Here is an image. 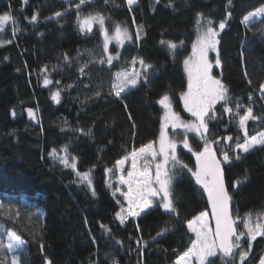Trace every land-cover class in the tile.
Here are the masks:
<instances>
[{
  "label": "trees",
  "instance_id": "trees-1",
  "mask_svg": "<svg viewBox=\"0 0 264 264\" xmlns=\"http://www.w3.org/2000/svg\"><path fill=\"white\" fill-rule=\"evenodd\" d=\"M76 2L27 0L25 4L23 0H0V13L11 10L20 28L13 35L9 24L0 33V41H12L0 47V202L13 204L22 212L42 213L35 228L23 220L15 225L5 221L6 226L21 230L28 241L22 256L27 264H45V258L52 264H113L114 260L118 264H173L177 253L182 254L190 246V239H194L186 221L207 211L211 224L206 193L187 170L178 171L174 176L178 217L154 207L121 224L115 219V212L120 210L117 200L124 204L123 196L119 192L113 196L116 188L107 187L104 170L113 167L133 147L157 138L163 114L158 100L165 93L174 110L183 119L191 120L184 112L180 93L187 86L183 60L191 53L196 39L197 12L217 22L218 27V22L231 11L232 16L218 37L222 65L213 69V75L221 77L227 86L229 107L235 109L239 102L253 107L257 116L264 114V99L259 91L264 82V33L260 31L264 29V18H256L248 29L240 23L264 0H232L228 7V0H172L171 7L169 0H138L131 10L126 0H111L108 4L94 0L91 6L83 7L82 14L100 12L110 17L106 20L110 36L117 23L133 33L137 25L143 26L138 44L120 45L114 39L109 43L110 53L119 52L121 57L112 72L127 67L124 61L136 56L155 68L149 82L130 90L123 100L108 95L110 77L106 70H98L107 66L89 63L85 76L78 71L99 57L103 36L98 26L92 33L79 31ZM69 8L73 10L65 12ZM58 11L65 15L55 18ZM33 14H37L36 22H30ZM161 40L184 43L173 56ZM65 54L68 60L64 59ZM45 67L47 71H41ZM45 77L52 83L45 85ZM58 89L59 103L51 99ZM98 89L99 96L95 94ZM222 103L216 105L219 118L209 122V141L242 136L235 119L223 112ZM28 109L33 110L35 119L28 116ZM247 128L251 135L255 130H264V124L249 121ZM188 139L194 151L202 148L203 141L195 134ZM226 144L214 145L218 156ZM64 145L71 156L78 158L79 171L95 166V197L70 168L49 156L52 148L59 150ZM177 156L189 168L195 167V157L186 148L180 147ZM224 170L233 214L264 211V147L242 154L240 160H233ZM101 225L111 231L106 232ZM164 226L169 230L157 236ZM36 232L40 235L34 241ZM261 255L264 237H257L245 264H258ZM213 264H221V260L213 258Z\"/></svg>",
  "mask_w": 264,
  "mask_h": 264
},
{
  "label": "snow or ice",
  "instance_id": "snow-or-ice-1",
  "mask_svg": "<svg viewBox=\"0 0 264 264\" xmlns=\"http://www.w3.org/2000/svg\"><path fill=\"white\" fill-rule=\"evenodd\" d=\"M94 0H78L74 4L76 14V23L81 33H92L94 26H98L99 33L103 36V46L98 58L87 62L78 68L81 76L88 75L86 69L89 63L107 66L98 69L107 71L110 77L108 95L123 100V96L130 90L136 89L139 85L147 84L150 74L155 71L152 64L147 63L143 58L136 56L128 61H124L127 67H121L118 71L112 72L119 62L120 53L115 54L109 51L110 39H115L118 44L123 45L125 42L139 43L142 39L143 26L137 25L135 33L127 27H122L119 23L115 24L113 35H109V28L105 17L102 13L82 14V8L91 6ZM111 0H104L105 4ZM158 3L159 0H156ZM27 3V0H23ZM129 10L131 6L138 3V0H126ZM232 0H228V6H231ZM169 7L172 6V0H169ZM73 9H66L65 12H71ZM65 13L56 12L55 18H60ZM232 16L231 11H227L225 19L214 22L211 18L206 17L202 12L196 13L195 27L196 39L191 44V53L183 60L184 70L187 74V87L180 93L183 101V108L193 117L192 120H185L180 113L175 111L170 96L165 93L158 100L162 107L163 114L160 116L159 134L155 140L137 147H133L130 152H126L122 158L117 159L111 168H105V174L119 173L118 184L126 186V191L117 187L113 191V196L119 192L124 198V204L117 200L120 210L115 212V219L124 224L129 217H140L147 214L148 211L155 208H162L165 213L176 215L179 212L176 207L174 192V176L178 171L187 170L194 178L203 192L206 193L207 203L211 209V218L214 219V228L209 221V212L201 211L199 215L186 221L188 230L194 234V239H190L189 247L182 253H177V258L173 264H213V259L219 258L221 264H245L250 258L252 242L257 237H264V211L253 214L252 211L246 212L243 216L234 215L231 208L232 197L225 186V166L230 165L233 160H240L242 154H247L257 147H264V130H255L249 134L247 124L249 121H256L264 124V114L257 116L254 114L253 107L245 106L239 102L235 104V109L229 107V90L223 83L221 77L213 75V69L222 65L221 54L219 50L220 32L227 26V21ZM264 18V4L249 11L240 21L246 29L256 22V18ZM51 19V18H49ZM37 21V14H33L30 22ZM133 22H135L133 20ZM12 25L13 35L20 31L18 23L11 13V10L0 13V33L6 30V25ZM264 33V29L260 30ZM10 39L0 41V47L11 43ZM161 45L170 50L174 56L179 45L173 41L161 40ZM216 53L214 62L210 60L209 54ZM6 59V58H5ZM65 60L69 57L64 56ZM41 71H47L45 67ZM247 76V72H245ZM52 81L47 77L44 84H51ZM60 81H56L59 84ZM251 81L249 80V84ZM68 87H72L69 85ZM261 99H264V82L260 84ZM99 96L100 90L95 93ZM51 99L57 103L60 102V90L58 89L51 95ZM249 101H252V95L249 94ZM222 103V110L230 114V119H235L237 131L241 135L221 137L220 140H211L207 138L209 132V122L218 119L216 114V105ZM127 110V104H124ZM241 109H244L241 114ZM28 114L35 119L32 109H28ZM15 115V111H13ZM129 119H132L129 113ZM133 128L135 124L133 123ZM169 129L173 132L177 129L183 130L184 139L183 147L186 148L195 157V167L189 168L177 156V143L169 136ZM63 130V129H62ZM83 132V129H79ZM195 133L203 141L202 148L194 151L189 144L188 134ZM134 135V133H133ZM227 142L226 149H221L219 156L214 145ZM62 153V154H61ZM54 160L59 161L65 168H70L78 178V182L85 184L93 197L96 191L93 187L92 172L93 168L86 171H79L77 168V157L71 156L67 145L62 146L59 150L52 148L49 152ZM130 164L129 168H125ZM126 172V175L124 174ZM237 184L239 181L236 182ZM107 187L112 188V183L106 181ZM126 205V206H125ZM42 213L22 212L13 204L0 202V264H27L22 260V256L27 251V244L23 238L21 230L15 227L6 226V222L15 225L23 220L33 228L36 227L39 217ZM35 217V219H33ZM106 231L111 230L107 225H101ZM138 228V226H137ZM169 229L164 226L157 232V236H162ZM40 233L36 232L33 236ZM155 239V237H153ZM119 243V242H118ZM139 243V241H138ZM247 244V248L244 247ZM43 243L40 248L43 250ZM174 252L176 250H173ZM45 264H52V261L45 258ZM113 264H118L113 261ZM258 264H264V255L260 256Z\"/></svg>",
  "mask_w": 264,
  "mask_h": 264
},
{
  "label": "rangeland",
  "instance_id": "rangeland-1",
  "mask_svg": "<svg viewBox=\"0 0 264 264\" xmlns=\"http://www.w3.org/2000/svg\"><path fill=\"white\" fill-rule=\"evenodd\" d=\"M115 40V39H114ZM111 42V39H110V41H109V43ZM215 55H216V53H210L209 54V58H210V60H213V62H214V58H215ZM214 68H215V66H214ZM186 73V72H185ZM186 79H187V74H186ZM187 87V86H186ZM186 90V89H185ZM182 105H183V101H182ZM184 109V108H183ZM184 112L186 113V114H188L189 115V117H191V120L193 119V117L191 116V114L190 113H188V112H186L185 110H184ZM28 116H29V114H28ZM30 117V116H29ZM31 118V117H30ZM32 119V118H31ZM192 134H195V133H189L188 134V138L190 137V135H192ZM169 136H170V138H172V139H174L175 141H176V143H177V151H178V149L180 148V147H183V143H182V141H183V139H184V134H183V130H181V129H177V130H175V132H173V130L172 129H169ZM178 139H181L182 141L181 142H178ZM130 167V164H126L125 165V168H129ZM125 175H126V172L124 173ZM118 176H119V173H115V174H107V181H110L111 183H112V186H115V188H117V187H121V189H124L125 191L127 190L126 189V186H121V185H119L118 184ZM118 193V192H117ZM123 200H124V198H123ZM125 203V202H124ZM126 206V205H125ZM137 217H129L128 219H132V220H135ZM211 259H213V258H211Z\"/></svg>",
  "mask_w": 264,
  "mask_h": 264
},
{
  "label": "water",
  "instance_id": "water-1",
  "mask_svg": "<svg viewBox=\"0 0 264 264\" xmlns=\"http://www.w3.org/2000/svg\"><path fill=\"white\" fill-rule=\"evenodd\" d=\"M196 161H195V159H194V163H195ZM206 199H207V196H206ZM209 209H210V206H209ZM210 213H211V209H210ZM210 220H211V226L214 228V224H215V222H214V219H212L211 218V215H210Z\"/></svg>",
  "mask_w": 264,
  "mask_h": 264
}]
</instances>
